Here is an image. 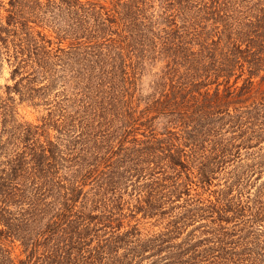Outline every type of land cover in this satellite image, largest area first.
Returning <instances> with one entry per match:
<instances>
[{
    "label": "trees",
    "instance_id": "16d2710c",
    "mask_svg": "<svg viewBox=\"0 0 264 264\" xmlns=\"http://www.w3.org/2000/svg\"><path fill=\"white\" fill-rule=\"evenodd\" d=\"M3 62L0 264H264V95L246 104L264 85V0H0ZM11 93L52 107L40 126L17 123ZM192 183L212 197L174 204ZM124 205L164 232H122Z\"/></svg>",
    "mask_w": 264,
    "mask_h": 264
},
{
    "label": "rangeland",
    "instance_id": "374dc122",
    "mask_svg": "<svg viewBox=\"0 0 264 264\" xmlns=\"http://www.w3.org/2000/svg\"><path fill=\"white\" fill-rule=\"evenodd\" d=\"M48 33V32H46ZM10 67L7 65L6 62H3V64L0 65V93L4 94L5 91V86H10L11 84H13V81L10 80ZM240 82L237 83V85H239ZM260 91L257 92H253L252 91V97L250 99H248L246 101V104L249 103V101L252 98H256V97H260L262 94L264 95L263 91H264V85L260 87L259 89ZM11 96L14 100H12V115L14 117V119H16L17 123H23V122H27L30 123L32 125H38L40 126L43 121L44 118L47 116L49 109V106H45V105H36L37 99L35 101H21L19 99V94L17 93H11ZM35 103V104H34ZM55 118H58V116H55ZM57 120H60L59 118ZM1 125V123H0ZM1 127V126H0ZM50 136H55L57 133L54 129L50 128L48 130ZM159 136V134H157ZM138 138H141L142 135L137 134ZM256 147H261V149L259 150L260 154L264 153V143L259 144V146ZM256 147H252V148H247V149H241V156L238 158L237 161H234L232 163L229 162V164L226 165L225 168H220L217 170V172L214 175V178L211 180L210 182V190H214V189H218V188H224V186L227 184V181L229 180V171L233 169V167L235 165H241L242 163H250L252 160V157L257 156L256 153ZM237 170H239V168L237 167ZM233 172V171H231ZM261 179H257V171L254 172V174H250L249 176L240 175V179L237 185L234 186V188L236 189H240L241 194H242V201L247 200V195L250 193V198L253 197V193L255 192V190L259 187V183L262 180ZM170 180L168 179L166 181V184H169ZM198 185L195 184H191L190 185V194L192 195L191 197L189 195H182L181 200L178 201H174V204L177 202L178 204H181L183 200H187V202L189 203L190 200H193L194 198L197 200L198 196L196 195V193H200L202 199H206L208 197H212L210 196L208 190H206V188H208V186L204 188H200L197 187ZM235 189V192L237 191ZM85 191H88L89 196H92V194L94 193L95 189L91 188L90 189V185H86L84 187ZM124 197L127 199V195L124 194ZM193 201L197 202V201ZM190 204V203H189ZM79 204L77 203V206ZM77 206H75V209L78 211H84L87 212L88 210L85 209L83 207H81L80 209L77 208ZM93 205L90 202H87L85 204L86 208H91ZM129 208L130 206L128 205H124L123 206V210L122 213H124L126 216L125 218H123L122 220V228L121 231L124 232L128 229L129 226L132 225H136L140 239L142 238V243H144L151 235L155 234L158 231L164 232L163 227L165 226V220H162L163 218H143L140 215L141 214H137L136 218H130L129 217ZM116 208L113 207L112 204H109L105 209H103L104 214L102 216L103 220L104 217L107 216V214L109 213V211H113ZM92 214H97V215H102V207H99L97 209H93ZM117 212V211H115ZM115 216L113 215L111 217L112 223L111 226H113L115 224L114 221ZM103 222H106L105 220ZM202 223L199 224H203L205 222V220L201 221ZM97 220L91 221L89 222V228H92L91 230V235L93 236L94 230L95 228H99L102 229V223L101 225L96 224ZM198 222H195L192 225H189L185 230L184 233L181 235V237H179L178 239H176L174 242L175 243H179L182 240V237H184L186 235L187 231H193L195 233L196 236H199L198 232L194 231L195 227L197 225H199ZM96 225V226H95ZM101 226V227H100ZM225 226L231 227L232 224L229 223ZM249 226V225H248ZM109 228H107L104 231H108ZM98 234H101L103 232V230H97ZM243 231L238 233L236 238H240V236H242ZM244 235V234H243ZM200 237H203L202 235H200ZM201 249V247L199 248ZM12 254L13 256H19L20 255V248L17 246V244L15 243V245H13L12 247ZM151 253L149 252H145V257L144 260L142 261L143 264H155L157 261V257L156 256H151Z\"/></svg>",
    "mask_w": 264,
    "mask_h": 264
}]
</instances>
